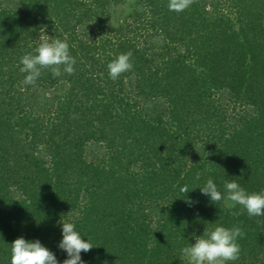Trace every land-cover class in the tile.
<instances>
[{
	"label": "trees",
	"instance_id": "trees-1",
	"mask_svg": "<svg viewBox=\"0 0 264 264\" xmlns=\"http://www.w3.org/2000/svg\"><path fill=\"white\" fill-rule=\"evenodd\" d=\"M127 1L0 0V264L18 237L62 264L61 221L92 244L85 264H189L181 249L216 225L245 233L228 264H264L263 216L200 191L211 178L222 195L225 180L264 192V0L179 13L136 0L113 25ZM44 35L67 39L75 72L23 85L20 59ZM129 51L132 71L112 80L107 64ZM89 142L104 159L86 158Z\"/></svg>",
	"mask_w": 264,
	"mask_h": 264
},
{
	"label": "clouds",
	"instance_id": "clouds-1",
	"mask_svg": "<svg viewBox=\"0 0 264 264\" xmlns=\"http://www.w3.org/2000/svg\"><path fill=\"white\" fill-rule=\"evenodd\" d=\"M193 3L194 0H169L168 9L179 13ZM39 40L34 52L25 54L20 59L22 65L20 72L25 74L23 85L35 86L42 70L50 71L54 78L64 73L74 74L76 59L70 54L66 38L50 40L49 36L44 35ZM131 57L130 51L122 53L107 64L108 74L112 80H117L123 73L132 71L134 66ZM224 188L226 195H222L214 181L209 178L200 191L214 204L223 199L226 207L241 205L250 217L264 216V192L248 193L234 180H225ZM180 191L186 195L189 192L188 186L181 187ZM60 223L62 240L58 247L67 253V259L62 264H85L81 252L90 251L93 248L92 244L82 239L74 223L62 221ZM244 236L245 233L240 227L226 228L216 225L211 229H205L202 235L196 236L195 243L183 247L181 253L188 258L189 264H228L239 259L241 248L238 238ZM10 245V264H60L55 254L38 239L29 241L18 237Z\"/></svg>",
	"mask_w": 264,
	"mask_h": 264
},
{
	"label": "rangeland",
	"instance_id": "rangeland-1",
	"mask_svg": "<svg viewBox=\"0 0 264 264\" xmlns=\"http://www.w3.org/2000/svg\"><path fill=\"white\" fill-rule=\"evenodd\" d=\"M216 0H207V3L210 4L211 2H214ZM139 9V4L136 2V0H129L127 2L121 3L117 6H113L112 7V15H111V20H112V24L113 25H120L124 22V20L131 14L133 13L135 10ZM161 38L156 37L153 38L152 40H150L148 43L153 47V50H160L161 47ZM66 89V85L64 86H59L56 89L47 91V92H40L37 94V96L39 97L37 99V101L41 104L43 103V101L49 99V98H53L56 95H59L61 93L64 92V90ZM162 106L161 104L157 103H149L147 105V108L149 110V112L151 113H155V110L160 109ZM106 153V149L104 147V145L100 144V143H96V142H89L86 145L85 148V154H86V158L90 161H98L99 159H104ZM225 204V202H224ZM229 208V207H228ZM234 207H231L229 209H233ZM264 218V216H263ZM195 243V240H194ZM193 243V244H194ZM186 262L189 263L188 258L185 257Z\"/></svg>",
	"mask_w": 264,
	"mask_h": 264
}]
</instances>
